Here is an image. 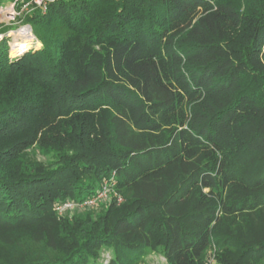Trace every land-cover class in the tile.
<instances>
[{"label": "trees", "instance_id": "trees-1", "mask_svg": "<svg viewBox=\"0 0 264 264\" xmlns=\"http://www.w3.org/2000/svg\"><path fill=\"white\" fill-rule=\"evenodd\" d=\"M22 22L37 47L0 41V264H264V0H58ZM111 178L99 210L57 214Z\"/></svg>", "mask_w": 264, "mask_h": 264}, {"label": "built area", "instance_id": "built-area-1", "mask_svg": "<svg viewBox=\"0 0 264 264\" xmlns=\"http://www.w3.org/2000/svg\"><path fill=\"white\" fill-rule=\"evenodd\" d=\"M58 0H31L26 2L25 0H0V27H7L10 24H16L20 27L12 33L0 34V41L3 38H8L11 41L8 42L9 55L12 59L21 56L19 51L22 49H31L37 47L39 44L32 34L31 27L28 24H24L23 18L25 15L32 12L34 9H38L41 13H45L47 7L50 4L57 2ZM18 46L14 47V44ZM115 186V181L111 178L109 181H105L101 187V190L95 198L85 201L82 206L94 207L97 202L104 201L112 194V188ZM121 197H117V203H121ZM77 205L66 203L56 208V212L59 216L64 215L66 212L72 210ZM109 254L102 255V260L106 263L109 260ZM161 258V264H166L163 257ZM206 264H217L214 251L210 252L206 261Z\"/></svg>", "mask_w": 264, "mask_h": 264}, {"label": "rangeland", "instance_id": "rangeland-1", "mask_svg": "<svg viewBox=\"0 0 264 264\" xmlns=\"http://www.w3.org/2000/svg\"><path fill=\"white\" fill-rule=\"evenodd\" d=\"M9 0H7L8 2ZM7 27L9 28V30L6 32V33H12V31H15L17 30V28H19L20 26L19 25H16V24H10V25H7ZM5 34V33H4ZM11 39L13 38H10L9 41H11ZM27 51V49H22L19 51V54H24L25 52ZM104 203L103 201L101 202H97L96 203V208L97 210H99L101 208V204ZM89 209H92V208H87V207H84L82 205H77L75 206V208H73L72 210L68 211V215L70 216H73V215H77V214H84L87 212V210ZM95 209V208H94ZM109 253H105V255H108ZM146 264H161V258L160 256L158 255H150L146 260Z\"/></svg>", "mask_w": 264, "mask_h": 264}, {"label": "bare ground", "instance_id": "bare-ground-1", "mask_svg": "<svg viewBox=\"0 0 264 264\" xmlns=\"http://www.w3.org/2000/svg\"><path fill=\"white\" fill-rule=\"evenodd\" d=\"M16 46H18V44L15 43V44H14V47H16Z\"/></svg>", "mask_w": 264, "mask_h": 264}]
</instances>
